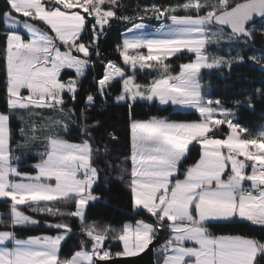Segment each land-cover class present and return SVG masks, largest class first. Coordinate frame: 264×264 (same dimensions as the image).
Returning <instances> with one entry per match:
<instances>
[{
	"label": "snow or ice",
	"instance_id": "1",
	"mask_svg": "<svg viewBox=\"0 0 264 264\" xmlns=\"http://www.w3.org/2000/svg\"><path fill=\"white\" fill-rule=\"evenodd\" d=\"M218 2L181 0L177 5H143L145 11L151 8L154 12L147 17L140 16L139 23L124 29L121 39L112 49L120 61L118 63L117 59L104 54L101 43L118 18V0H111V5L101 2L95 14L90 8H84L82 11L85 15L78 23L59 29L25 11L24 0H6L7 10L0 14V21L4 24V30L0 31V73L3 74L2 88L8 110L0 112V199L9 202L10 210L8 223L0 222V264H116L146 253L157 241L158 233L165 229V224H171L180 216L192 217L189 211L180 209L175 213L170 211L163 219L159 218L158 212H154L148 203L149 200L155 203V197L146 191L153 186L157 177L144 166L171 163L180 153H183L182 160L193 147L200 152L197 168L205 152H217L220 156L226 151L236 153L229 164L222 165L212 176L218 188L227 190L211 191L201 196L202 201L212 199L227 202L228 210L205 213L200 222L209 225L248 224L264 229V127L252 133L236 118L239 106L254 109L257 100H264V87L253 90L255 99L250 93L243 100H233V109L224 107L222 98L208 97L205 101L200 92L197 69L208 67L207 63H202L208 59V44L191 26L208 19L236 34L244 49H247L251 31L255 30V25L249 30L247 24L254 19L264 20V0H239L237 4L224 0L222 9L215 7ZM48 3L57 11L62 10L59 0H48ZM41 4L47 10L48 4L44 0H41ZM77 14L80 15L79 12ZM145 18L159 22L154 31H169L148 39L129 36L128 33L134 29L147 27L143 23ZM119 19L123 23L129 22L126 16ZM34 20L36 25L45 23L46 30H39L33 24ZM237 25L242 27L238 30ZM260 34L264 35V29H260ZM13 35L19 41V47L10 44L9 37ZM169 44L178 47L164 56L129 54L140 48L152 52L157 47ZM185 53L191 54L192 58L179 64L180 71L173 74L167 61ZM225 59L229 61V72L234 64H242L246 60L264 71V52H253L245 57L238 50L236 58ZM152 63L167 65L169 74L153 77L147 83L138 82L135 70L152 68ZM97 65L102 67V72L93 73L91 82L94 87L82 88L89 68L95 69ZM45 67L47 74L42 75L39 69ZM65 70L69 73L67 79L63 76ZM116 80H119L120 88L113 93L111 89ZM82 91L84 104L77 113L75 104ZM97 98L102 100L101 109L109 100L127 107L130 144L127 160L130 169L125 166L120 168V172L122 178H127L132 210L137 213L142 211L149 218L141 217L134 223L125 222L119 229L110 226L100 228L95 222L86 223L87 206L99 199L93 191L100 169L93 160L92 133L100 122L93 121L89 116V110L96 106ZM69 101L72 107H66ZM140 101L193 110L199 119L177 121L155 115L139 119L135 114V105ZM45 111L52 113L48 118L51 122L39 128L32 121L28 131L37 133L44 128L49 131L62 128L67 132L71 121L79 125L81 139L71 142L57 131L47 141V151L40 154L38 162L29 166L32 171L21 172L18 155L12 166L14 136L20 137L15 143L30 142L24 135V114L34 116ZM13 117L21 122L17 129L12 127ZM187 130H194L196 134L185 138ZM109 138L118 139L114 133ZM103 147V144H98L96 151ZM151 152L161 155L145 156V153ZM108 163H119V159ZM179 167L177 161L176 171L168 174L169 181L171 177L180 175ZM225 172L229 173L227 180L221 179ZM187 179L203 178L190 175ZM246 181L250 183L242 189L241 185ZM42 204L48 205L47 210L41 207L32 216L21 207H26L30 212ZM60 204L67 207H59ZM77 218L83 224L80 235L87 238V243L80 239L79 247L70 256H62L63 244L74 234L69 220ZM41 225L55 234L42 233L27 238L17 235V228ZM167 229L169 237L163 242L162 264H184L185 257L189 255L195 258V264H264V241L254 237L240 234L205 235L206 229L200 228L176 236L173 233L177 229ZM185 241L188 242L187 247L184 246ZM112 243L118 245L115 251L112 250ZM192 245L196 248L193 249ZM152 251L160 252L161 246L157 245Z\"/></svg>",
	"mask_w": 264,
	"mask_h": 264
},
{
	"label": "trees",
	"instance_id": "2",
	"mask_svg": "<svg viewBox=\"0 0 264 264\" xmlns=\"http://www.w3.org/2000/svg\"><path fill=\"white\" fill-rule=\"evenodd\" d=\"M173 0H121L119 7L117 8V20L113 22L112 27L107 30L108 34L105 38H102V50L105 55L112 59H117V55L112 51L116 42H118L124 29L132 26L136 23L137 15L143 13L140 8L142 3L151 5L153 3L169 4ZM239 0L232 4L237 3ZM7 10L6 0H0V14ZM126 16L129 20L128 23L120 21V17ZM4 30V24L0 21V31ZM251 36V42L256 48H264L263 39L258 42L257 39ZM257 49V50H258ZM192 56L178 55L167 62L174 65L171 70L173 74L176 73L177 66L182 62H187ZM101 73L102 67L97 65L95 69L89 68L88 75L82 81V88H92L94 85L91 82L93 73ZM69 73L65 71L63 73L64 79H67ZM144 77H141L143 76ZM148 74L145 72L137 73L136 80L141 83H147ZM204 79H207L211 84L209 96L212 98H222L224 100V107L233 109V100H243L245 96L252 93L255 99L253 90L256 88L264 87V73L258 70V66L251 62L233 65L231 72L225 70L212 71L205 74ZM3 74L0 73V112H6L7 107L4 101V92L2 88ZM120 88V82L114 81L111 91L115 93ZM242 90H247L246 92ZM102 100L97 98L96 106L89 110V116L93 121L98 120L100 125L92 133V142L94 156L93 160L95 165L100 169L98 183L94 186V193L99 196V199L94 203H90L86 210V223L95 222L100 228L110 226L113 229H119L123 223H132L138 218L149 219L142 211L137 213L131 208L129 191L127 188V178H122L120 168L127 166L130 169V162L127 157L129 154L130 144L128 136V117L127 107L114 104L111 100L107 102V105L101 109L100 105ZM84 104L83 91L81 92L78 102L75 104V110L78 113L80 108ZM72 102L66 105V107H72ZM167 109V110H165ZM135 114L137 118L143 119L150 116L168 117L177 121H195L199 119V116L195 112L180 111L174 109L172 106H160L158 103L137 102L135 105ZM237 122L247 127L251 132L254 131L264 121V100H257L255 108H249L245 105L239 106L236 112ZM91 122V121H90ZM12 127L17 129L19 123L14 118L11 120ZM114 133L118 139L112 140L109 135ZM63 138L68 139L71 142H76L81 139L79 132V125L69 122V128L67 132L60 133ZM218 135H222L219 133ZM44 137V136H43ZM18 135L14 136L13 148L15 140ZM103 144L105 147L96 151L97 145ZM30 147V146H29ZM31 148V147H30ZM28 149V147L26 148ZM29 152V151H28ZM24 158L18 161V166L21 172H31L29 167L35 163L39 158L30 154L24 153ZM28 155V156H27ZM200 156L198 148L193 147L190 149L188 155L180 162L179 172L180 175L176 176L174 180H183L186 176L188 169L196 163ZM119 159V163H108L109 161L115 162ZM16 161H13V165ZM8 202H0V222L5 221L8 223V213L10 206ZM59 207H67V205L60 204ZM41 207L47 210L48 205L42 204L37 206L35 211H30L22 206V210L28 212L29 216L36 215L40 211ZM68 207H71L70 205ZM44 219L43 217H37ZM58 219H66V217H57ZM49 220H53V217H47ZM69 223L72 225L74 234L63 244L61 249L62 256H70L78 247L80 239H84L87 243V238L80 235V229L83 224L78 219H70ZM207 233L221 235V234H240L249 237H254L258 240L264 241V229L254 227L248 224H214L205 225ZM19 238H27L29 235H38L42 233L55 234L54 231L40 227L26 226L16 229ZM169 237L167 230V224L165 229L158 233L157 245L161 246V251L154 253L155 264H161L163 260V242ZM112 250L115 251L118 247L115 243L111 244Z\"/></svg>",
	"mask_w": 264,
	"mask_h": 264
},
{
	"label": "rangeland",
	"instance_id": "3",
	"mask_svg": "<svg viewBox=\"0 0 264 264\" xmlns=\"http://www.w3.org/2000/svg\"><path fill=\"white\" fill-rule=\"evenodd\" d=\"M237 0H227L229 4L234 3ZM101 2H104L106 5H111V0H59V3L63 6L62 10H55L53 6L48 3V0H44L45 4H48L47 10H45L44 6L41 4V0H24L23 3V9L27 12H29L33 17L38 18L41 21L46 22L47 24L52 25L53 27L56 28H66L70 25L76 24L80 21V18L82 15H85L83 13L84 8H90L92 13L95 14L96 10L99 8V5ZM121 2V0H118V3ZM191 2V0H190ZM239 2V1H238ZM181 0H173L171 1L170 5H177L180 4ZM224 0H219L218 3L215 4V7L217 8H223ZM143 5H148L147 3H142L140 8L142 9L143 13L140 14L139 16L137 15L136 18V23H139V17L140 16H150L153 14L154 10L149 8L147 11L144 10ZM70 10V11H68ZM80 13L78 15L77 13ZM195 13H178V15H194ZM134 23V24H136ZM143 23L147 26L144 28H136L132 32L128 33L129 36L135 37V36H144L145 39L151 38V36H161L164 34V31H169V29H165L164 31L157 32L154 31V28L158 27V23L154 19H147L145 18ZM167 23V21H165ZM33 24L36 25V21H33ZM134 24L130 27H133ZM253 25H255V30H252ZM252 26H250L248 29L252 30L251 31V36L256 39L257 36L259 38L257 41L259 42L260 39H263V45H264V35L260 34V29H264V20H258L255 22ZM39 30L45 31V23H39L38 25ZM192 27L196 29V34L200 37H203L205 41L207 42V54H208V59L206 61H202V63H207L208 67H203L202 69H197L198 72V82L200 84V92L202 96L205 98V101L207 100L209 96V92L211 89V84L207 79H204V75L207 73H210L212 71H219V70H227V65H228V60L225 59L226 57H231V58H236L238 54V50L240 51L241 56L247 57L248 55L253 54V52L260 53L264 52V48H256L254 44H252L251 40L249 43V47L247 49H244V45L240 42V39H237L234 35L229 33L228 31L224 30L221 27H218L213 24L208 19H205L202 23L200 24H192ZM128 27V28H130ZM19 31V29H18ZM10 44H15L17 47H19V41L16 40L15 35L9 37ZM225 41H228L230 43H226ZM178 47L177 45H164L162 47H157L153 49L152 52H148L142 48L137 49L134 52H130V55H144V56H150L153 54H159L161 56H164L167 54L169 51L175 50V48ZM229 49H231V52H229ZM244 49V50H243ZM258 49V50H257ZM41 57L43 56V53L40 54ZM185 57L191 56V54H184ZM192 58V57H191ZM190 58V59H191ZM189 61V60H188ZM187 61V62H188ZM151 63V62H150ZM171 65V70L174 68V65ZM223 65V66H221ZM235 65V64H234ZM176 73L180 71L179 66L176 67ZM42 75L47 74V68H40L39 69ZM67 71V70H65ZM126 71H131L130 69H126ZM147 73V81H150L153 77H161V76H166L169 73L167 72V65H163L161 63H152V68H145L144 70L136 69L135 70V76H137V73ZM175 73V74H176ZM141 77H144L141 76ZM119 81V80H116ZM180 111H191L194 112L193 110L189 109H182V108H174ZM52 113L49 112H41L37 115H31L29 113L24 114V120H23V125L24 128L26 129L24 135L29 138L30 142H25V143H15L14 149L15 153L12 157V161H16V156H19V161L25 159L24 158V153L30 154L36 157L39 161L40 154H43L47 151L48 149V144L47 141L49 140L50 137H53L56 135V132L58 131L59 133H63V129H57L55 131H49L46 128L43 130L37 132V133H32L28 131L32 125V121H35L37 124L36 126L39 128H43L44 125L49 124L51 121L48 119ZM15 120H17L15 117H13ZM20 126V121L17 120ZM70 122V121H69ZM262 127H264V121L254 130L252 133H257ZM219 134V133H218ZM44 136V137H43ZM20 137L16 139L19 141ZM15 140V141H16ZM31 148H30V147ZM28 147V149H26ZM26 149V150H25ZM29 151V152H28ZM217 152H205V154L213 156ZM234 153V151H226L224 154L229 158V155ZM236 154V153H235ZM6 155V152H5ZM28 156V155H27ZM220 156V155H219ZM224 156V155H223ZM220 156V157H223ZM41 180L43 181V177H41ZM48 183H51L50 181ZM169 189V188H168ZM169 191V190H168ZM3 200V199H0ZM7 201V200H6ZM162 201V199H161ZM22 207V206H21ZM155 207V206H154ZM155 212V209H152ZM178 211L177 209L173 208L172 213H175ZM157 212V211H156ZM191 215V212H190ZM192 219H189L188 217L185 218L184 216L182 218H178L177 220H173L171 224H167V226L172 227L174 229H177V232L174 233L173 235L176 236H183L185 232H192L194 230L191 229H184V227H189L190 222L196 221L197 227L196 229H205V223H201L200 220L198 221V217L191 216ZM78 219V218H77ZM195 219V220H194ZM79 220V219H78ZM185 223V225H184ZM184 230H183V229ZM195 229V230H196ZM205 235H208L207 231L205 232ZM175 243V242H173ZM185 247L188 246V242L185 241ZM193 249L196 248L195 245H192ZM162 264V262H161ZM184 264H195V258L193 256H186L184 260Z\"/></svg>",
	"mask_w": 264,
	"mask_h": 264
},
{
	"label": "crops",
	"instance_id": "4",
	"mask_svg": "<svg viewBox=\"0 0 264 264\" xmlns=\"http://www.w3.org/2000/svg\"><path fill=\"white\" fill-rule=\"evenodd\" d=\"M172 107L180 108L178 106H172ZM194 134H196L194 130H187L185 131L184 136L185 138H188ZM148 155L159 156L161 154L157 152L145 153V156ZM181 156H183V153L177 155L174 159H172L171 163L168 164H156L151 166L148 165L144 166L147 167L150 172L155 173L157 177V179L154 181L153 186L146 189V191L151 193L155 197V201H156L155 203H152L151 200H149L148 203L150 204L152 209H155V212L156 211L158 212L159 218L163 219V217L166 214H168L170 211L172 212L173 208L177 210L184 209L189 211V213L191 212V216H194L195 218L198 217L197 218L198 221L199 220L201 221L202 215L205 213L227 211L228 210L227 202L220 200H212V199H207L202 201L201 196L211 191L219 192V191L227 190L224 188H218L217 181L213 179L212 176L219 171L222 165L229 164V161L232 158L230 157L227 158L225 154L223 157H220L219 154L217 153H215L213 156L205 154L203 160H199V164H200L199 168H197V163H198L197 160L196 163L188 169L186 176L183 180H179V183H177L178 180H174L176 176H173L169 181L168 174L170 172L176 171V163L177 161H179L180 164ZM190 175L196 177H202L203 179L188 180L187 177ZM228 175L229 173L225 172L223 177H221V179L227 180ZM209 181L211 182L209 183ZM185 192L187 193V195H184ZM174 193H178L179 195H175ZM236 200L237 201L239 200V196L236 197ZM0 202H8V201L3 199L0 200ZM7 204L9 205V202ZM190 204L192 205L191 208H189ZM182 217L183 216H180L179 218ZM184 217L187 218V216ZM197 224L198 223L196 221H194L193 223L190 222L189 227L186 226L184 227V229L195 230ZM168 227L169 226H167V228ZM176 232L177 231H175L174 233Z\"/></svg>",
	"mask_w": 264,
	"mask_h": 264
},
{
	"label": "water",
	"instance_id": "5",
	"mask_svg": "<svg viewBox=\"0 0 264 264\" xmlns=\"http://www.w3.org/2000/svg\"><path fill=\"white\" fill-rule=\"evenodd\" d=\"M253 15H255V14H253ZM258 20H261V19H254L251 23H248L247 24V28L251 24L257 22ZM213 24L218 26V27H220V25H218L217 23H213ZM236 27L239 30L242 27V25H237ZM223 29H225L226 31L229 32V30L226 27H224ZM231 34L237 37L236 34H234V33H231ZM250 38L251 37H249V39ZM258 70L261 71L262 73H264V71H262L259 67H258ZM155 244H156V241L154 242L153 245L150 246L149 250H147L146 253H144V254H142V255H140L138 257L127 258V259H124L122 261H118V262H116V264H155L154 252L152 251V249L155 248Z\"/></svg>",
	"mask_w": 264,
	"mask_h": 264
},
{
	"label": "built area",
	"instance_id": "6",
	"mask_svg": "<svg viewBox=\"0 0 264 264\" xmlns=\"http://www.w3.org/2000/svg\"><path fill=\"white\" fill-rule=\"evenodd\" d=\"M231 157L233 158V157H235V155H231ZM248 171H250V169L248 170ZM245 184H242L241 185V188L243 189V188H245V187H247V185L250 183V182H244Z\"/></svg>",
	"mask_w": 264,
	"mask_h": 264
}]
</instances>
